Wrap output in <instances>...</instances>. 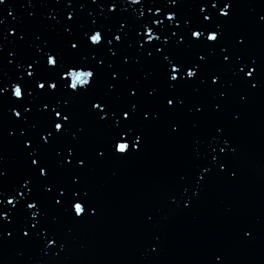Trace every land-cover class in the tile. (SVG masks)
<instances>
[{"label": "water", "instance_id": "95a60500", "mask_svg": "<svg viewBox=\"0 0 264 264\" xmlns=\"http://www.w3.org/2000/svg\"><path fill=\"white\" fill-rule=\"evenodd\" d=\"M154 2L161 5L163 12L176 11V23L180 24L179 29L174 24L169 25L171 22L168 21L160 29L152 26V35L161 37L160 46L165 49V54L171 52L173 56L195 62L197 53L210 51L186 44L172 47L182 35L187 41L188 27H200L202 14L198 5L204 0H177L175 9L164 8L166 0ZM211 2L213 0H208L205 14L211 15ZM234 2L235 16L225 27V42L237 32L247 31L249 47L241 54L245 59H256L264 68V26L254 23L264 15V0ZM110 3L117 4L115 13L107 12ZM151 3L153 0H145L140 5H129L126 0H97L95 4L91 0H72L73 7L68 8L67 0H6L0 6V20L4 22L0 25V33L6 36L7 31L16 30L26 34L23 43L18 38L16 42L14 37L0 41V49H3L0 52V82L6 87L8 80L19 79L15 77L16 61L8 64L11 59L8 53L17 48L24 49V55H31L34 62L36 58L40 59L41 78L58 80L59 74L67 77L68 84H71L70 73L97 70L100 74L99 81L84 95L73 94L71 87L59 80L55 97H28L24 103L30 104L33 110L23 125L14 122L10 115L14 103L10 91L0 97V155L3 156L0 169L7 175V179L0 183V191L8 192L12 187H18L20 178L28 174L26 153L21 151L20 131L27 128L26 135L41 131L45 125L40 113L43 104L51 103L53 107L62 108L66 102L68 110L75 116L72 134H76L78 127L85 128L80 148L89 155L90 166L81 176L82 188L87 192V203L96 210L92 215L90 207L88 216L75 222L67 215V207L62 212L47 204L39 182L31 192L19 189L25 200H29L32 194L39 196L49 219L59 217L53 232L59 244L52 245L55 252L45 255L42 244L46 242L47 233L31 243L19 239L5 240L0 242V264H218L215 255L223 258L222 264H264V85H258L257 90L248 93L247 88L239 83H232L231 88L226 83L228 112L214 114L209 106L200 127L193 129L192 117L187 115V108L199 99L193 94V88L201 87V92H206V85L201 86L197 79L194 84L179 90L188 101L184 114L179 117L184 125L181 135L168 134V117L153 125H145L137 119L122 127L132 140L136 135H143L141 150L133 147L123 159L112 157L110 152L103 161L94 158V149L104 144L110 148L111 137L121 130H104L93 122L88 111L87 101L107 91L112 72L119 73L118 80L113 82L116 90L111 94L114 104L126 100L127 89L133 86H137L141 93L152 86L166 91L162 56L153 53V59L147 60L146 52L138 51L136 46V29L152 18ZM69 11L74 15L72 22L66 20ZM152 11H155L154 7ZM8 12L12 15L9 16ZM29 12L34 17L30 18ZM159 19L163 20V15ZM93 20L97 22L96 28L104 32L112 29L115 34L122 35V43L112 49L117 52L115 58L107 50V45L93 51L84 43L83 33L93 27ZM118 22H124L125 28L119 29ZM67 23L71 24L70 31L64 29ZM172 32H176V37H172ZM36 35L40 40H36ZM69 39L79 41L78 53L73 54L75 50L69 49ZM165 39L170 42L168 46L163 44ZM148 51L153 49L149 46ZM46 52H55L59 57L56 69L51 72L44 68ZM123 56L130 57L127 65L122 63ZM216 70L224 71L222 79L225 81L233 80L227 66L220 63L218 49L209 56L205 74ZM88 79L91 82V78ZM86 88L87 85H77L82 93ZM240 95H246V102L240 101ZM211 102L209 100V104ZM233 112L240 116L235 123L231 117ZM218 127L224 129L223 134L216 132ZM10 131L13 132L11 137ZM195 140L199 143H194ZM68 143H71V135L58 142L56 147ZM220 147L225 151L221 153ZM64 155L66 153L62 152L61 156ZM49 159H57L54 151L49 153ZM221 161L223 173L216 169ZM205 168L211 172H206ZM233 171H236V177L232 176ZM202 175L210 176L206 183L200 181ZM52 179L65 182L67 176L54 168ZM183 204H189V207L184 208ZM149 215L152 221L146 223ZM241 228L253 231L251 241L240 239ZM148 245L157 247V254L149 255Z\"/></svg>", "mask_w": 264, "mask_h": 264}, {"label": "snow or ice", "instance_id": "6c2138e0", "mask_svg": "<svg viewBox=\"0 0 264 264\" xmlns=\"http://www.w3.org/2000/svg\"><path fill=\"white\" fill-rule=\"evenodd\" d=\"M6 0H0V6L5 4ZM93 4L97 0H91ZM145 0H126L129 5H140ZM208 0L198 5L199 13L202 14L200 27H188L189 37L185 41L184 36L176 39L172 47L180 45L202 46L210 49L206 54L197 53L195 62L185 60L179 56H173L171 52L165 54V49L160 46L161 37L153 36V25L155 29L163 28L165 21L171 22L169 25L180 28V24L176 23L178 19L177 12L169 10L163 12L161 5L151 3L149 11L151 19L148 22L141 23L136 29L137 50L146 52V59L152 60L153 53L163 58L162 74L165 83L166 91H161L158 87L152 86L145 88L143 93L140 92L137 86L127 89V99L119 104H114L111 100V94L116 90V84L119 73L112 72L110 74V82L107 84V91L97 97H93L87 101L90 106L88 111L93 122L111 131L112 129H121L116 131L115 135L110 139V148L107 144L94 149V158L98 161L105 160L109 152L116 159H123L128 152L134 147L136 150L143 148V135H136L132 140L126 129L122 126L130 124L132 121L139 119L145 125H153L160 122L163 118L168 117L166 124L167 132L170 136H179L184 130V125L180 116L184 114L187 107V97L180 94L179 90L200 80V85H206V92H201V87H194L193 94L199 99L192 103L190 108H187V115L192 117V128L200 127L203 119L208 114L210 106L211 112L214 114H225L229 110V93L225 89V84L228 88L232 87V83H239L247 88L248 93L257 90L258 85H264V68L257 64L256 59L245 57L241 54L249 47V33L247 31H239L231 37L227 43L225 38V27L231 23L235 16L236 4L234 0H213L210 3L212 10L211 15L205 14ZM164 8L175 9L177 0H166ZM67 7L72 8V0H67ZM155 11H152V8ZM117 11V4L110 3L107 6V12L112 14ZM11 16L12 13L8 12ZM163 15L164 19L159 17ZM30 18L34 14L29 12ZM222 18V19H221ZM68 22L74 21L72 12L66 14ZM3 20H0V25H3ZM96 21H91L93 27L85 30L84 43L87 44L93 51L107 45V50L113 58L117 52L112 51L113 48H118L122 43V35H117L112 29L104 32L103 29L95 27ZM257 25L264 26V15H260L254 22ZM124 22H118V28H125ZM148 29L145 31V29ZM65 31L71 30V24L67 23L64 26ZM172 37H176V32L171 33ZM8 37L17 38L20 43L25 42L26 34L17 32L16 30L7 31L5 36L0 33V41L6 40ZM147 37V39H145ZM36 40H40V36L36 35ZM70 50H75V53L80 51L79 41L69 39L67 41ZM169 40L165 39L163 44L169 45ZM149 46L153 51H148ZM31 47V45H29ZM131 47V45H128ZM219 50V60L221 65L227 66V71L231 73L233 80L231 82L222 79L223 70L209 71L205 74V66L208 63V58L215 50ZM3 49H0L2 52ZM8 56V64L12 65L13 60L16 61V76L19 79H12L5 83L0 82V97H4L10 91V99L14 101L11 107L10 115L14 122H19L21 125L26 124L29 114L32 112V106L25 104L28 97H55L59 91V80H63L67 87H71L73 94L84 95L90 91L92 87L99 81L100 74L97 70L86 72H73L69 75L72 77L71 84H68L67 77H61L58 74V80H52L51 77L41 78L39 76L40 59L34 58L31 55L25 56L24 49L17 48L10 51ZM95 59V57H93ZM59 57L55 52L44 54V68L51 72L56 69ZM130 57L123 56L122 63L127 65ZM139 62V61H137ZM103 61L100 62L102 66ZM111 67V65H109ZM21 69L23 71L21 72ZM95 72V75H94ZM151 75V73L149 74ZM2 77V76H0ZM91 78V82L89 79ZM125 81L128 77L125 76ZM255 80V82H252ZM87 85V88L82 93L77 89V85ZM29 85L31 90H29ZM146 93V94H144ZM117 100L121 97L117 95ZM209 100L213 101L209 104ZM240 101L246 102V95H240ZM17 107L20 110H17ZM40 113L45 121V125L41 131L35 132L33 135H26L28 129L20 131L19 140L22 144V152L26 153L28 161V174L22 176L17 182L18 187H12L11 191H0V242L8 239H19L25 243H31L39 240L41 236L47 233L46 242L42 244V251L45 255L49 252H55L56 249L52 245H58L59 241L53 234L54 225L59 221L58 216H52L49 219L48 213L45 210V204L41 198L35 194L30 196L29 200L24 199L23 193L19 189L32 191L37 188L42 189L43 196L47 198V204L54 209L64 211L67 207V215L75 222H80L88 216V209L92 208V215L96 214L94 207L87 203L85 197L87 192L83 191V181L81 176L90 166V157L80 148L82 140L85 136V128L78 127L76 134H72V126L75 120L74 113L68 110V105L65 102L64 106L53 107L51 103H44L40 108ZM232 121L235 123L240 119L239 113H231ZM216 132L223 134L222 127L216 128ZM13 132H9L11 137ZM71 135V143L65 144L63 147L57 148L58 142L65 137ZM194 143H199L195 140ZM131 144V147H130ZM55 152L57 159L54 161L49 159V153ZM215 151V149H213ZM222 153L225 151L223 147L219 148ZM235 151V149H234ZM66 155L61 156V153ZM215 159V157H213ZM3 163V156L0 155V165ZM61 170L66 176L65 182L53 181V170ZM218 172H224L223 161L216 165ZM206 172H211L205 168ZM232 176L236 177V171L232 172ZM210 176H201L200 181L205 183ZM7 179L6 171L0 169V183ZM199 182V181H198ZM83 191V196L81 195ZM10 206V207H7ZM184 208H188L189 204H183ZM7 208L5 211L4 209ZM19 218V219H18ZM152 217H147L146 223H150ZM11 226V227H10ZM238 236L242 241H251L253 239V231L249 228H241ZM148 254H157V247L148 245ZM214 259L218 264H222V257L215 255Z\"/></svg>", "mask_w": 264, "mask_h": 264}]
</instances>
